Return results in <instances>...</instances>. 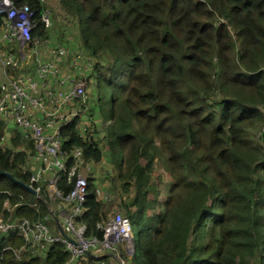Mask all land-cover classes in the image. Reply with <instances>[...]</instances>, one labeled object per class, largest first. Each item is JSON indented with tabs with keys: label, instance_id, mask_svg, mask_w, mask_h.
Here are the masks:
<instances>
[{
	"label": "trees",
	"instance_id": "16d2710c",
	"mask_svg": "<svg viewBox=\"0 0 264 264\" xmlns=\"http://www.w3.org/2000/svg\"><path fill=\"white\" fill-rule=\"evenodd\" d=\"M59 3L94 61L88 114L100 122L84 138L77 120L64 126L63 149L81 147L90 163L111 165L123 191L134 188L124 215L137 227L146 264H264V0ZM16 4L34 11L31 36L44 41V3ZM4 127L0 120V138ZM255 128L263 130L260 141L249 134ZM8 144L0 141V172L16 182L0 175V217L42 220L44 203L24 187L33 142L16 129ZM158 156L171 180L162 203L148 199ZM95 181L87 178L81 220L87 236L101 237L96 225L107 218V202ZM57 188L66 193L72 184L62 176ZM21 245L0 240V264L68 258L57 243L45 258L18 260L13 250Z\"/></svg>",
	"mask_w": 264,
	"mask_h": 264
},
{
	"label": "built area",
	"instance_id": "2783aa9c",
	"mask_svg": "<svg viewBox=\"0 0 264 264\" xmlns=\"http://www.w3.org/2000/svg\"><path fill=\"white\" fill-rule=\"evenodd\" d=\"M18 1L0 0V13L5 15L0 28V120L5 123L0 141L9 142L17 129L33 142L35 152L28 167L32 172L30 186L36 185L33 188L38 193V184L44 187L46 196H42L49 209L45 206L47 216L42 220L0 217V240H22L21 247L13 250L18 260L45 258L58 243L68 253L63 264H132L120 256L121 252L135 251L132 224L126 215L116 212L99 221L96 228L102 232L101 237L86 235L87 227L81 218L86 212L90 162L81 147L75 146L67 154L62 144L61 129L75 120L80 137L92 131V125L81 120L89 116V77L85 71L94 61L82 50L33 39L34 11L27 4L17 5ZM42 21L47 24L49 12H43ZM12 44H18V56L9 46ZM27 62L35 65L34 75L20 72ZM32 162L38 163L37 169ZM46 173L51 174L50 178L45 177ZM62 176L67 184H72L66 193L57 188ZM96 195H100L99 189Z\"/></svg>",
	"mask_w": 264,
	"mask_h": 264
},
{
	"label": "rangeland",
	"instance_id": "374dc122",
	"mask_svg": "<svg viewBox=\"0 0 264 264\" xmlns=\"http://www.w3.org/2000/svg\"><path fill=\"white\" fill-rule=\"evenodd\" d=\"M55 4L53 6V9H50L49 19L52 21L51 25V39L52 42H60V43H75L76 46H81V40L79 37V29H78V22L75 20L69 19L70 17L68 15L63 14V11L61 9L59 0H54ZM49 42V41H48ZM50 43V42H49ZM52 44V43H50ZM67 45V44H66ZM14 46V52L16 56H18L17 47L16 44H12ZM68 46V45H67ZM40 52H42V49H40ZM92 72V67L90 68ZM88 69L87 76L90 77L91 72ZM93 78V77H92ZM91 78V79H92ZM94 83L89 79L88 87H87V96L89 99V96L92 92ZM264 113V112H263ZM97 121L99 124H97ZM96 125L94 126V121L87 115L84 119L81 120L83 123H90L92 125V133H95V129L99 130L100 122L97 119ZM263 130L262 128H255L249 130V134L252 136V138L257 139L258 141L261 140ZM2 146H7L8 141L2 142ZM159 162H157V159L155 158V166L152 173L153 182L155 183V187L153 188V191H150L148 194V199L154 201L155 199L162 203V201L165 199L166 191L169 188V185L171 183L170 177L168 173H166L162 168V163L160 162V156H158ZM90 165V173L89 176L92 175L96 180L99 182V191L100 195L99 198L103 199L104 197H107L108 199H103L106 201L105 206V214L111 215L113 213L119 212L122 214H126V205L133 201L134 199V188L132 187L130 191L125 192L122 190V182L117 179L116 173L113 172V169L111 165L107 162H99L96 164L89 163ZM27 166H30V162L28 161ZM32 166L35 169L38 168V163L32 162ZM34 172V171H33ZM51 174L46 173L45 177L50 178ZM157 190L158 195H156ZM160 203H156V209L157 211L161 210ZM128 208L135 209L134 206H129ZM53 209L57 211L55 206L53 205ZM148 211V213H150ZM49 226H51V222H47ZM132 236L134 238V245H135V251L132 254L121 252L120 256L125 261H131L132 264H146L145 257L143 253L141 252L139 246H138V238H137V227L132 225Z\"/></svg>",
	"mask_w": 264,
	"mask_h": 264
},
{
	"label": "crops",
	"instance_id": "0c3cea01",
	"mask_svg": "<svg viewBox=\"0 0 264 264\" xmlns=\"http://www.w3.org/2000/svg\"><path fill=\"white\" fill-rule=\"evenodd\" d=\"M42 2L44 3V5H45V9H46V11L47 12H49V14H50V9H53V6H54V4H55V1L54 0H42ZM51 25H52V21H51V19H49V21L47 22V24H46V39L44 40V41H49L50 43H52V44H56V45H58V44H60V42H52V39H51ZM62 44H67L69 47H71V48H73V49H75V50H82L81 49V47H79V46H76V44L75 43H72V42H70L69 41V43H63L62 42ZM9 46H11L13 49H14V46H12V45H9ZM16 47H18V44L16 45ZM83 51V50H82ZM27 61V60H26ZM23 68H27L29 71H24V69ZM35 65L33 64V63H26V65H22V69L20 70V72L22 73V74H26V73H31L32 75H34L35 74ZM90 72H91V70H90ZM85 73L86 74H88V72H87V70L85 71ZM1 74V73H0ZM83 117H81V119H82ZM99 163V162H98ZM95 179V178H94ZM96 180V179H95ZM96 182V184H97V189H99V182H98V180H96L95 181ZM106 258H109L108 256L106 257ZM111 263H112V260H111ZM115 262H113V264H114Z\"/></svg>",
	"mask_w": 264,
	"mask_h": 264
},
{
	"label": "water",
	"instance_id": "95a60500",
	"mask_svg": "<svg viewBox=\"0 0 264 264\" xmlns=\"http://www.w3.org/2000/svg\"><path fill=\"white\" fill-rule=\"evenodd\" d=\"M0 175L1 176H6V177H9L10 179H12L13 181H15L16 182V180L9 174V173H7V172H0ZM24 187L35 197V198H38V199H40L43 203H44V205L49 209V204H48V202L44 199V197L40 194V193H38L33 187H31V186H27V185H24Z\"/></svg>",
	"mask_w": 264,
	"mask_h": 264
},
{
	"label": "bare ground",
	"instance_id": "6f19581e",
	"mask_svg": "<svg viewBox=\"0 0 264 264\" xmlns=\"http://www.w3.org/2000/svg\"><path fill=\"white\" fill-rule=\"evenodd\" d=\"M133 241H134V239H133Z\"/></svg>",
	"mask_w": 264,
	"mask_h": 264
}]
</instances>
